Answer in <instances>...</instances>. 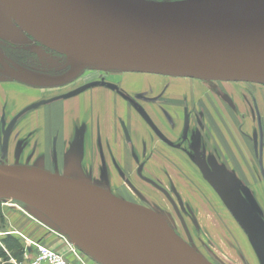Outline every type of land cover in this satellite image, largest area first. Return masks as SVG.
<instances>
[{"label": "rangeland", "instance_id": "obj_1", "mask_svg": "<svg viewBox=\"0 0 264 264\" xmlns=\"http://www.w3.org/2000/svg\"><path fill=\"white\" fill-rule=\"evenodd\" d=\"M4 18L0 13V41L18 61L48 75L69 69L68 60L19 36ZM9 94L21 96L16 111ZM16 113L22 119L16 115L8 144V119ZM0 128V165L68 174L147 206L212 264H264V182L253 152L254 142L263 159L264 84L89 67L68 84L29 87L0 74ZM225 185L236 191L256 236L224 201ZM46 218L23 202L0 199V246L10 262L28 264L26 238L67 251ZM10 234L22 257L12 258L18 247L6 248Z\"/></svg>", "mask_w": 264, "mask_h": 264}, {"label": "water", "instance_id": "obj_2", "mask_svg": "<svg viewBox=\"0 0 264 264\" xmlns=\"http://www.w3.org/2000/svg\"><path fill=\"white\" fill-rule=\"evenodd\" d=\"M148 2L264 6V0ZM0 4L21 30L64 55L70 65L59 75L9 72L27 85H64L89 67L264 84V20L202 22L123 0H0ZM220 192L241 226L256 236L255 224L234 188L225 185ZM0 199H14L40 211L100 264H128L103 242L108 239L138 249L152 264H212L161 214L95 183L35 167L0 165Z\"/></svg>", "mask_w": 264, "mask_h": 264}, {"label": "bare ground", "instance_id": "obj_3", "mask_svg": "<svg viewBox=\"0 0 264 264\" xmlns=\"http://www.w3.org/2000/svg\"><path fill=\"white\" fill-rule=\"evenodd\" d=\"M123 1L144 9L152 10L153 12L159 14L161 13L173 17L192 19L202 22L231 24V23H244V22H255V21L264 20V6H251L247 4L224 3V2H208V3H201L199 5L190 4L191 3L190 2L187 3L186 6H174V5L159 6L151 2H148L146 0H123ZM182 4H186V3H182ZM0 13L2 16L6 18L5 24L10 25L12 30L18 33L19 36L25 37L23 32L16 25H14L12 18L1 6V4H0ZM129 155L130 154L127 155V160H128L127 162H131L129 160L130 159ZM61 175L76 178L68 174H61ZM103 242H105V244L113 248L121 257H123L126 260L128 264H152L141 251L130 245L121 243L120 241L114 239L103 240Z\"/></svg>", "mask_w": 264, "mask_h": 264}, {"label": "built area", "instance_id": "obj_4", "mask_svg": "<svg viewBox=\"0 0 264 264\" xmlns=\"http://www.w3.org/2000/svg\"><path fill=\"white\" fill-rule=\"evenodd\" d=\"M65 240L67 251L60 250L47 243L27 239L26 257H29L28 264H90L82 251L66 234L58 228L54 229ZM1 234V233H0ZM34 251V253L30 252ZM70 256H74L71 259Z\"/></svg>", "mask_w": 264, "mask_h": 264}, {"label": "crops", "instance_id": "obj_5", "mask_svg": "<svg viewBox=\"0 0 264 264\" xmlns=\"http://www.w3.org/2000/svg\"><path fill=\"white\" fill-rule=\"evenodd\" d=\"M27 86H29V85H27ZM31 86V85H30ZM29 86V87H30ZM10 95V94H9ZM21 98V96L20 95H17V94H11L10 95V97H9V101H10V111L12 112V111H16L15 109H17V107H19L18 105H20L19 103H18V100ZM64 103V102H63ZM19 114V113H18ZM18 114H15L14 116H12L10 119H8L9 120V124H8V131L10 132V137H9V142H8V144L11 142V140H12V137H13V134H14V132L16 133V131H15V128H16V125H17V123H15V120H16V115H17V117L19 118V121L22 119V117H21V115H18ZM17 118V119H18ZM21 118V119H20ZM18 121V122H19ZM1 128H0V132H1ZM43 146H41L40 148H42ZM257 146H256V144L253 142V152H254V155H255V157H256V159H257V161L255 162V164H254V169H255V171L257 172V180L259 181V185H261L262 186V183L264 182V175L261 173L262 172V170H261V168H263V170H264V154H263V159H261L260 158V156H258V153H257ZM130 155H129V158L132 160V151H131V153H129ZM127 155L128 154H126V158H127ZM209 156H210V162H211V164L213 165V163H212V158H214L213 156H212V154H210V152H209ZM216 159V158H215ZM126 161V160H125ZM218 165H220L221 167H223L221 164H220V162L218 163ZM228 166V168L229 169H231V170H234L228 163H226L225 162V166ZM225 168V167H224ZM226 170L228 171V169L226 168ZM235 172H236V170H234ZM232 172V171H231ZM237 173V172H236ZM239 175V174H238ZM239 177V179L241 180V178H240V176H238ZM77 178V177H76ZM80 179V178H79ZM248 179V178H247ZM82 180V179H81ZM250 181H251V179H249ZM242 181V180H241ZM242 183H243V185L244 186H246V187H250V185L252 184V183H250L249 181L247 182V183H244L243 181H242ZM263 188V187H262ZM263 190H264V188H263ZM242 195V194H241ZM255 195H257V194H255ZM259 195V194H258ZM260 196V195H259ZM260 205L262 206V204H261V202H260ZM263 207H264V205H263ZM8 228L9 229H11V230H16L15 229V227H14V223L12 222V220H11V223L9 222L8 223ZM12 228H14V229H12ZM0 238H2L1 236H0ZM0 242H2L1 240H0ZM30 251V250H29ZM30 252H32V253H34V251H30Z\"/></svg>", "mask_w": 264, "mask_h": 264}, {"label": "flooded vegetation", "instance_id": "obj_6", "mask_svg": "<svg viewBox=\"0 0 264 264\" xmlns=\"http://www.w3.org/2000/svg\"><path fill=\"white\" fill-rule=\"evenodd\" d=\"M4 20H5V18H4ZM4 20H2V22L4 21ZM12 21H13V19H12ZM13 23H14V25H16L17 27H18V25L13 21ZM19 28V27H18ZM21 30V29H20ZM27 37H29L31 40H33L34 42H36L38 45H41L43 48H45L46 50H48V51H51L52 53H54V54H58V55H60L61 57H63L65 60H67V58L64 56V55H62V54H59V53H57V52H55V51H53V50H51V49H49V48H47V47H45V46H43L42 44H40L39 42H37L36 40H34L31 36H29L27 33H25L23 30H21ZM69 69H70V67H69ZM69 69H67V70H65V71H63V72H61V73H59V74H62V73H65V72H67ZM15 71V73L17 72V73H19V72H32V73H40V74H45V75H48L47 73H46V71H44V70H42V69H40V68H35V67H33V66H30V65H28V63H25V62H20V61H18L15 57H14V55H12L6 48H5V45L0 41V74L1 75H4V76H7V77H9V78H11L10 77V75H9V72H11V71ZM58 74V75H59ZM53 75H56V74H53ZM13 79V78H12ZM76 79V78H75ZM74 80V79H73ZM72 80V81H73ZM72 81H70V82H72ZM19 82V81H18ZM69 82V83H70ZM20 83H22V82H20ZM22 84H24V83H22ZM68 84V83H67ZM25 85H27V84H25ZM65 85V84H64ZM30 86V85H29Z\"/></svg>", "mask_w": 264, "mask_h": 264}, {"label": "trees", "instance_id": "obj_7", "mask_svg": "<svg viewBox=\"0 0 264 264\" xmlns=\"http://www.w3.org/2000/svg\"><path fill=\"white\" fill-rule=\"evenodd\" d=\"M152 1H168V0H152ZM4 244L6 246L7 249H12L14 247H18V251L13 253V257H18L20 255V257H22L21 255L23 254V248L20 245L19 240L14 237V236H10L8 235L5 239H4ZM10 257V258H11ZM0 264H13L12 262H10L8 256L5 254L4 249L0 246Z\"/></svg>", "mask_w": 264, "mask_h": 264}]
</instances>
